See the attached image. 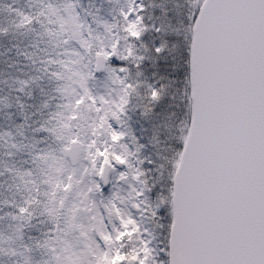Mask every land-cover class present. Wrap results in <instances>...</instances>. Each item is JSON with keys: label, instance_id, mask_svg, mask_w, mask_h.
Masks as SVG:
<instances>
[{"label": "snow or ice", "instance_id": "6c2138e0", "mask_svg": "<svg viewBox=\"0 0 264 264\" xmlns=\"http://www.w3.org/2000/svg\"><path fill=\"white\" fill-rule=\"evenodd\" d=\"M0 264H264V0H0Z\"/></svg>", "mask_w": 264, "mask_h": 264}]
</instances>
